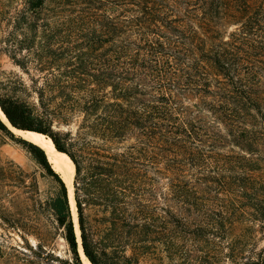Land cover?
Instances as JSON below:
<instances>
[{
    "label": "trees",
    "instance_id": "16d2710c",
    "mask_svg": "<svg viewBox=\"0 0 264 264\" xmlns=\"http://www.w3.org/2000/svg\"><path fill=\"white\" fill-rule=\"evenodd\" d=\"M0 5V46L21 74L0 110L73 164L90 264H127L126 251L136 263L264 264V0ZM18 141L55 182L47 205L82 264L65 184Z\"/></svg>",
    "mask_w": 264,
    "mask_h": 264
},
{
    "label": "rangeland",
    "instance_id": "374dc122",
    "mask_svg": "<svg viewBox=\"0 0 264 264\" xmlns=\"http://www.w3.org/2000/svg\"><path fill=\"white\" fill-rule=\"evenodd\" d=\"M1 10L0 5V29L3 31L10 11L5 8L3 17ZM20 75L0 46V96L9 94L8 89ZM20 139L0 130V264H60V261L70 264L71 255L47 205L56 184L36 163L25 145L19 143ZM70 209L80 245L76 210L73 214L71 206ZM163 217L173 220L172 215ZM238 233L235 229L232 235L235 240ZM249 237L246 234L248 246L252 243ZM263 244L258 242L257 248ZM129 255L130 252L126 251L117 256L127 264L128 261L131 264H168L167 261L153 263L145 259L136 263L128 260ZM222 264H235V261Z\"/></svg>",
    "mask_w": 264,
    "mask_h": 264
},
{
    "label": "bare ground",
    "instance_id": "6f19581e",
    "mask_svg": "<svg viewBox=\"0 0 264 264\" xmlns=\"http://www.w3.org/2000/svg\"><path fill=\"white\" fill-rule=\"evenodd\" d=\"M0 119L6 124V120L3 116V113L0 110ZM14 134L16 136H18L19 138L32 143L34 145H36L37 147H39L45 154L46 159L48 160V162L50 163V165L52 166L53 170L59 175H60V167L65 168L68 173L70 174V177H73L74 175V167L73 164L71 163V161L69 160V158L60 152H57L51 142V140L49 138H47L46 136L39 134V133H35V132H28V131H15L13 130ZM67 188V195H68V201L69 204L72 208V213L75 214V208H74V201H73V189H72V185L71 183L68 184L66 186ZM74 221H76V217H74ZM78 251H79V255H80V259L82 264H90L89 261L85 258V256H83V253L81 251L80 246L78 245Z\"/></svg>",
    "mask_w": 264,
    "mask_h": 264
},
{
    "label": "water",
    "instance_id": "95a60500",
    "mask_svg": "<svg viewBox=\"0 0 264 264\" xmlns=\"http://www.w3.org/2000/svg\"><path fill=\"white\" fill-rule=\"evenodd\" d=\"M2 112V111H1ZM3 116H4V114H3ZM4 118H5V120H6V122H7V124L8 125H6L1 119V122L7 127V129L12 133V134H14V132H13V130H15V131H23V132H25V130H19V129H16V128H14V127H12L11 125H10V123L7 121V119H6V117L4 116ZM28 132H32V131H28ZM36 133V132H35ZM15 135V134H14ZM25 141V140H24ZM58 152V151H57ZM48 161V160H47ZM50 164V163H49ZM52 167V166H51ZM60 178H61V180L63 181V183L65 184V186H67L68 184H70L71 183V185H72V189H73V181H74V175H73V177H70V174L68 173V171L65 169V168H63V167H60ZM73 201H74V199H73ZM74 205H75V203H74ZM75 210H76V208H75ZM79 240H80V236H79ZM80 242H81V240H80ZM80 246V248H81V251H82V247H81V244L79 245ZM82 253H83V251H82ZM78 254H79V251H78ZM83 256H84V254H83ZM79 257H80V255H79ZM80 261H81V259H80ZM82 263V262H81Z\"/></svg>",
    "mask_w": 264,
    "mask_h": 264
}]
</instances>
